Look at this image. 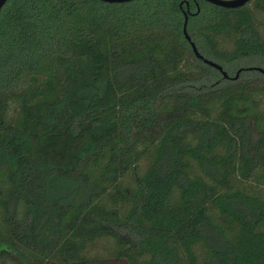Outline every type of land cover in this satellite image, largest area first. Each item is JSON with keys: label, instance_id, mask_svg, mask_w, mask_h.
<instances>
[{"label": "trees", "instance_id": "16d2710c", "mask_svg": "<svg viewBox=\"0 0 264 264\" xmlns=\"http://www.w3.org/2000/svg\"><path fill=\"white\" fill-rule=\"evenodd\" d=\"M0 264H264V0H7Z\"/></svg>", "mask_w": 264, "mask_h": 264}, {"label": "water", "instance_id": "95a60500", "mask_svg": "<svg viewBox=\"0 0 264 264\" xmlns=\"http://www.w3.org/2000/svg\"><path fill=\"white\" fill-rule=\"evenodd\" d=\"M100 1H103V2H106V3H125V2H131V1H134V0H100ZM203 1H206V2H209V3H212L214 5H217V6H220V7H224V8H238V7H241L245 4H247L250 0H203ZM7 2V0H0V10L1 8L4 6V4ZM199 11V9H197V12ZM186 22H187V17L185 16V23H184V27H183V31H184V34H185V37L187 40H190L189 36L187 35L186 33V30H185V25H186ZM191 47L194 51V54L197 58L201 59L202 61L208 63L209 65L215 67L216 69H218L221 73H222V76L223 78H229V76L227 75V73L222 69V67L212 61H208L206 59H204L197 51L195 45L193 42H191ZM260 71H263L261 69H259ZM238 76V73L233 77L234 79L237 78Z\"/></svg>", "mask_w": 264, "mask_h": 264}, {"label": "rangeland", "instance_id": "374dc122", "mask_svg": "<svg viewBox=\"0 0 264 264\" xmlns=\"http://www.w3.org/2000/svg\"><path fill=\"white\" fill-rule=\"evenodd\" d=\"M109 247H110V243L107 240L105 239L98 240L92 247V252L95 254L106 256L108 255Z\"/></svg>", "mask_w": 264, "mask_h": 264}]
</instances>
